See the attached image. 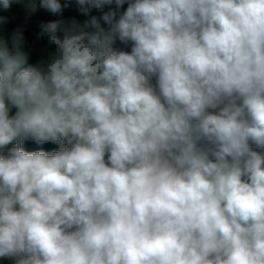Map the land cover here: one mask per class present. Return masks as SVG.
<instances>
[{
	"label": "clouds",
	"instance_id": "9594fccd",
	"mask_svg": "<svg viewBox=\"0 0 264 264\" xmlns=\"http://www.w3.org/2000/svg\"><path fill=\"white\" fill-rule=\"evenodd\" d=\"M14 3L67 6L0 10ZM24 32L0 37V258L264 264V0H127L41 23L55 49L35 65Z\"/></svg>",
	"mask_w": 264,
	"mask_h": 264
},
{
	"label": "rangeland",
	"instance_id": "374dc122",
	"mask_svg": "<svg viewBox=\"0 0 264 264\" xmlns=\"http://www.w3.org/2000/svg\"><path fill=\"white\" fill-rule=\"evenodd\" d=\"M39 0H37V3ZM62 5H67L63 7L62 13L60 14H52L51 12L38 8L35 13L29 14L25 7L20 3H14L9 12H5L0 10V16H8L9 24L10 22L16 23L20 21V26H25L24 35L26 37L27 44L24 48V51H29L32 49V45L34 41L33 31L31 29H39V25L41 23H47L49 21L61 20L64 21L65 24H70L72 21H76L78 24L83 25L85 21L91 19V13H101L102 10L92 8L88 12L87 15L83 14L80 11L79 6L75 2V0H60ZM88 30V29H86ZM13 147V144L8 145V148ZM7 150L5 149V153ZM0 264H14L12 260L0 258Z\"/></svg>",
	"mask_w": 264,
	"mask_h": 264
},
{
	"label": "trees",
	"instance_id": "16d2710c",
	"mask_svg": "<svg viewBox=\"0 0 264 264\" xmlns=\"http://www.w3.org/2000/svg\"><path fill=\"white\" fill-rule=\"evenodd\" d=\"M126 8H127V0H126V3L123 5V7L119 10L116 9V5L113 2L112 5H106L105 9H103V11L101 13H91V15H92V17L95 16L99 19L105 12L117 11L119 14V12L126 10ZM20 24H21L20 21H17L16 23L10 22L9 24L0 25V37L9 40V47H11L10 33L17 26H20ZM100 24L102 27L107 28V25L104 23L103 20H100ZM31 30L33 31L35 42L32 45V49L29 51H25V52L28 53V64L35 65L39 61H41L42 59H46L49 52L54 51L55 46L54 45L48 46L46 38L40 39V40L36 39V33L39 32V29H31ZM88 31H94V29L88 28ZM117 47H123V46L119 45V43H118ZM128 50H130V49H128ZM14 111H15V109H13V112ZM13 146H14V143H13ZM60 146L61 145L56 144V143H52V142H47L44 144H37L31 140H26L22 145L23 149L25 151H29V152L37 151V150L52 152V151L58 150L60 148Z\"/></svg>",
	"mask_w": 264,
	"mask_h": 264
}]
</instances>
